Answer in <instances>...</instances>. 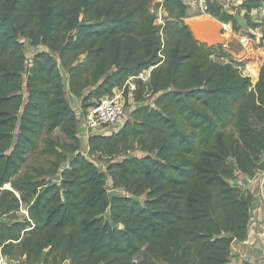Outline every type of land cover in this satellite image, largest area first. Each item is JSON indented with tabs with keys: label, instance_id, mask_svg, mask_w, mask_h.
I'll return each mask as SVG.
<instances>
[{
	"label": "trees",
	"instance_id": "obj_1",
	"mask_svg": "<svg viewBox=\"0 0 264 264\" xmlns=\"http://www.w3.org/2000/svg\"><path fill=\"white\" fill-rule=\"evenodd\" d=\"M203 1L207 13L240 30L220 3ZM262 2L240 6L249 16ZM151 4L0 0V215L7 219L0 253L12 260L227 264L233 242L246 238L250 195L230 180L237 170L253 175L264 155V58L253 84L221 45L194 38L184 0H162L168 14L159 24ZM21 37L43 47L30 62ZM60 66L82 112L152 67L146 83L137 78L140 105L121 129L87 140L88 155L106 159L104 170L80 151ZM54 130L66 140L46 139L51 165L22 172L41 134ZM131 145L145 154L115 160ZM57 173L59 183L47 179ZM107 176L123 196L110 199ZM141 249L147 256L137 259Z\"/></svg>",
	"mask_w": 264,
	"mask_h": 264
},
{
	"label": "rangeland",
	"instance_id": "obj_2",
	"mask_svg": "<svg viewBox=\"0 0 264 264\" xmlns=\"http://www.w3.org/2000/svg\"><path fill=\"white\" fill-rule=\"evenodd\" d=\"M217 3H220L223 8L233 12L238 26H239V31H234L231 28V32L229 30V32L226 33V37L229 41L228 45L229 47L227 48L228 54H230V56H232V58H241L242 59V66L243 68H245L246 75L250 76L253 80V82H256L257 78L256 76H254L253 73H251L249 71V69L254 68L255 64L251 63L249 65V67H247V64H249V58H251L253 55H255V58H258V61L260 60V63L262 64L263 62V58H264V15L262 16L261 14H264V0L262 2L261 5V10H257L255 9V11H251L249 12V16H246V11L240 6V3L242 0H215ZM161 2L162 1H158V0H152V4L150 5V9L151 12L155 15V22L156 23H163L164 21V17L168 14L166 12V10H164V8L161 6ZM184 2L187 4V11H186V17H185V22L189 25V27L192 30L193 36L194 38L201 42V41H207V44H211L212 41H208L207 35L204 32L203 27L201 26V22L203 21V19L206 20H210L213 21L212 17H210L208 14H206L205 12V4L203 0H184ZM201 20L198 23V20ZM259 20V21H257ZM194 21L195 25H199V26H194ZM219 21V20H218ZM249 21V24H248ZM208 26L211 27V23L207 22ZM222 22L219 21L216 22V24L222 25ZM192 24V25H191ZM225 24H229V23H225ZM196 29V30H195ZM197 31V33H196ZM213 33H215V30H211ZM196 33V34H195ZM224 36V35H223ZM240 37H247L248 41H244V42H240ZM22 39V37L20 38ZM215 39V38H214ZM23 42L25 43V52L29 55V57L32 55H34L37 52L36 48H29L28 44L29 41L27 39L23 38ZM53 53V52H52ZM55 55L57 53H54ZM213 59L219 61V62H226V58H222L219 57L218 55H213L212 56ZM83 60V56H80L79 61ZM237 62V61H236ZM260 64V66H261ZM257 69L259 71L260 69ZM61 68V66H60ZM61 73H62V78H63V82H64V86H65V90H66V96L67 99L70 98V101L72 100L71 98V94L68 92V73L66 70L61 68ZM148 73V69H146V73L145 75ZM258 74V72H257ZM258 77V75H257ZM136 80L137 79H133L132 83L135 84V89H136ZM144 83H146L148 81V79L146 77H144V79L142 80ZM135 89H132L131 86L129 84L126 85L125 87V101H126V106L127 108H136L138 105L134 100V91ZM87 92V91H86ZM85 92V93H86ZM24 96H26V91H23ZM94 100V99H93ZM70 105L74 104V101L72 100L71 102H69ZM147 103H149L150 105L153 104V98L149 99L147 101ZM81 108V107H80ZM82 109H79L78 111H80ZM253 120V119H252ZM54 139V140H58L60 143H64L65 142V138L64 135L62 134L61 131L59 130H54L53 132L46 134V133H42L41 137H40V146L37 150H35L32 153L28 154V157L24 163V165L22 166V172H33L34 168H39V167H45L48 168L51 165V161H53L55 159V157L53 155H50L48 153H46L45 151H43V149L46 147V139ZM80 151L83 152L88 158L90 157L91 160L94 161V163H96V165L101 169L104 170L105 166V162L104 160H106L105 158H98L97 155H88V151H86V140L85 138H83L82 140H80ZM132 147L129 149L130 152H128V150L126 152H124V154H121L119 157H117L115 160L120 161L125 157L128 156H141L143 154H145L138 146L136 147V145H131ZM67 165V162L64 163V166ZM227 165L229 168L231 169H235L236 170V163H235V159L233 156L228 155L227 157ZM62 169L60 168L59 172ZM261 171H259L257 169L256 173H260ZM236 177L238 179H240V181L242 182V186H247V183L249 182L248 180L246 182L243 181L242 178H240V171H236ZM47 179L52 180L53 182H58L60 181V176L59 173L55 174L54 176H49L47 177ZM235 184V183H234ZM4 187H10L9 184H5ZM106 188L108 190L113 189L112 187V181L110 179L109 176L106 177ZM247 188V187H246ZM246 190V189H245ZM145 197H138V199H144ZM27 210L26 207L23 206L19 211H18V216L20 217V219H22L24 216H26ZM104 216L108 219L109 218V208H107L106 212L104 213ZM0 221H7V219L4 217V215H0ZM237 242H234L232 245H236ZM234 246L232 247V249L234 248ZM231 250V249H230ZM233 252V250L231 251ZM231 252H230V257H231ZM233 254H237L236 258L233 259L234 264H246V262H248L247 260L242 261L241 258H239V256H241L242 252L240 253H234ZM147 256V253L144 251V249H141L140 252L137 253V255L135 256L137 259L139 258H143ZM17 258H21L20 255L17 256ZM152 259V258H150ZM153 260V259H152ZM231 261V259L229 260ZM15 264H20L18 261H14ZM69 261H66L63 264H68ZM157 264H167L161 261H156ZM249 264V263H247Z\"/></svg>",
	"mask_w": 264,
	"mask_h": 264
},
{
	"label": "built area",
	"instance_id": "obj_3",
	"mask_svg": "<svg viewBox=\"0 0 264 264\" xmlns=\"http://www.w3.org/2000/svg\"><path fill=\"white\" fill-rule=\"evenodd\" d=\"M158 1H162V0H158ZM23 38L24 37H22V39L20 40L23 41ZM24 39H27L29 41V44H28L29 48L31 49L36 48L37 50H39L40 48L43 49L41 45H33L29 38H24ZM244 41L246 42L248 41L247 37H240V42H244ZM25 54H26V58L28 62H30L32 55L29 57V55L26 52ZM235 61H237L238 63L237 67L240 73L243 76H248L246 75V72H245L247 70H245V68H243L242 66V59H236ZM251 63L255 64V67L249 69V71L251 73H255L254 76H256L257 78V75H258L257 72L259 73L257 69L259 68L261 64L260 60L258 61V58H255V57L250 59L249 64H247V67H249ZM151 68L152 67L147 68L148 73L146 75H145L146 69H144L137 76H131L123 87L114 88L110 94H106L98 98L92 104L87 106L85 111L78 118L79 120V127L77 129L78 138L80 140L85 138V140L87 141L91 135H110L112 133L119 131L121 127L123 126V124L125 123V121L130 117L131 111L134 109L133 107L127 108L126 106V101H125L126 85L129 84L132 89H135V84L132 83V80L137 79V78H141L143 80L144 77L149 79ZM251 81L253 84L255 83L253 82L252 78H251ZM137 105L139 106L140 104L137 103ZM82 122L84 123V126H85L83 130H81L80 128V124ZM86 149H87L86 151H88L87 143H86ZM128 152L130 151L128 150ZM240 178H242L244 182H246L247 180L251 182V177L248 174L240 172ZM262 179H264L263 175H262ZM230 183L233 186H236L240 188L241 190L245 191L246 196L250 195L248 225H251L250 221L254 217L255 212L259 210L261 211L262 218L258 220V223H257L258 233H257V236L255 235L254 236H255L257 245H260L264 249V186H263V182L260 183L261 186L257 191L250 192L251 190L246 189L248 191L247 193H246L245 188L242 189L243 188L242 182L240 181V179L236 177V173H235V177L230 180ZM0 264H15V263H14V260H12L7 255L0 253ZM260 264H264V262Z\"/></svg>",
	"mask_w": 264,
	"mask_h": 264
},
{
	"label": "crops",
	"instance_id": "obj_4",
	"mask_svg": "<svg viewBox=\"0 0 264 264\" xmlns=\"http://www.w3.org/2000/svg\"><path fill=\"white\" fill-rule=\"evenodd\" d=\"M260 7L255 8V9L261 10ZM255 9H252L251 11H255ZM225 10L233 14V12L227 10L226 8H225ZM206 14H208L210 17H212L213 21H210L208 19L206 20V18H205V20L203 19V21L201 22V26L203 27L204 32L207 35L208 41H212V42H211V44H207L206 43L207 41H201V42L198 41V42L199 43H206L207 45H218V44H214L213 43L214 38H216V34H218L220 36H223L224 35L223 36L224 37V41H223L222 44H219V45L222 46V50L223 51H225V52L228 53L226 47H229V46H227L228 43H229V41H228V39L226 37V33L229 32V30L231 32V28H232L231 23L225 24V23L222 22L221 23L222 25L216 24V22L219 23V21L215 17H213L212 15H210L209 13L206 12ZM261 15L263 16L264 14H261ZM184 20H185V18H184ZM200 21L201 20L199 19L198 20V23ZM257 21H259V20H257ZM192 22H194V21H192ZM207 22H210L211 25H213V26L209 27L207 25L208 24ZM198 23H195L194 22V26H195V24H198ZM248 24H249V21H248ZM216 25L218 26L217 28H215ZM196 26H199V25H196ZM226 26H228L229 30H226V28H225ZM219 27H224L223 33H219V31H218V28ZM211 30H215V33H213ZM254 57H255V55H253L249 59H252ZM222 58H225V57H222ZM233 59L236 60V59H241V58H233ZM226 60H227V58H226ZM71 98L74 101V104H71V106L74 109V111L76 112L77 122H78V127H79V120H78V118L83 113L82 110L78 111L79 109H81L80 108L81 107V97H76L73 94H71ZM68 101L71 102L70 101V98H68ZM84 127H85L84 126V123L82 122L80 124L81 130H83ZM86 143H87V141H86ZM256 172L253 175H249L251 177V182L249 181L247 183V186H245V187L242 186L243 187L242 189L245 188L247 190H251L250 192H255V191H257L260 188V186H261L260 183H262V182L264 183V179H262V175L264 176V172H262V171L260 173H256ZM247 190H246V193L248 192ZM261 218H262L261 211L259 210V211L255 212L254 217L250 221V224L251 225H248V231H247L246 238L243 241H241V242H237L235 246L234 245L231 246V251L233 250L234 253L235 252L236 253L242 252V254H241V256H239V258H241L242 261L247 260L248 262H246V263H249V264H260V263H263L264 262V249L260 245H257L256 239H255V236H257V233H258L257 223H258V220H260ZM233 246H234V248L232 249ZM233 252H231V257H229V260L231 259V261H229V263H227V264H234L233 259H235L237 257L236 256L237 254H233Z\"/></svg>",
	"mask_w": 264,
	"mask_h": 264
},
{
	"label": "water",
	"instance_id": "obj_5",
	"mask_svg": "<svg viewBox=\"0 0 264 264\" xmlns=\"http://www.w3.org/2000/svg\"><path fill=\"white\" fill-rule=\"evenodd\" d=\"M217 27L218 26L216 25L215 28H217ZM218 31H219V33H223L224 27H219ZM223 41H224V37L216 34V38L213 40V43L214 44H222ZM257 169L264 172V156L257 163ZM108 195H109L110 199H112L113 197L123 196V193H122V191L113 188V189L108 190Z\"/></svg>",
	"mask_w": 264,
	"mask_h": 264
},
{
	"label": "bare ground",
	"instance_id": "obj_6",
	"mask_svg": "<svg viewBox=\"0 0 264 264\" xmlns=\"http://www.w3.org/2000/svg\"><path fill=\"white\" fill-rule=\"evenodd\" d=\"M212 26H213V25H212ZM195 27H196V25H195ZM225 28L228 29V26H226ZM195 30H196V29H195ZM196 33H197V31H196ZM253 74L255 75V73H253Z\"/></svg>",
	"mask_w": 264,
	"mask_h": 264
},
{
	"label": "clouds",
	"instance_id": "obj_7",
	"mask_svg": "<svg viewBox=\"0 0 264 264\" xmlns=\"http://www.w3.org/2000/svg\"><path fill=\"white\" fill-rule=\"evenodd\" d=\"M162 4V3H161ZM165 10V9H164ZM258 78V77H257ZM263 172V171H262Z\"/></svg>",
	"mask_w": 264,
	"mask_h": 264
}]
</instances>
